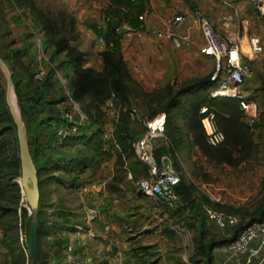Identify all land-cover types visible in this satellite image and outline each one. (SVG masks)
Wrapping results in <instances>:
<instances>
[{"label": "trees", "instance_id": "1", "mask_svg": "<svg viewBox=\"0 0 264 264\" xmlns=\"http://www.w3.org/2000/svg\"><path fill=\"white\" fill-rule=\"evenodd\" d=\"M145 1H108L103 12L105 27L98 28L97 25L92 27L96 36H102L105 42L104 48L98 53L101 59V69L97 70L83 65V52L75 43L74 36L64 35L60 21L50 12L43 13L37 9L34 0H5L15 10L20 23H23L21 20L25 18L20 6L26 5V10L32 15L34 27L43 34L40 44L44 54L50 51L46 60L39 58L41 64L47 68L43 80L37 82L34 80V74L40 66V61L37 65L35 59L36 54L40 52L38 43L35 47L36 53L30 51L32 44L13 49L8 47V43L2 39L0 34V56L11 71L14 93L24 120L29 154L37 171L39 199L36 255L39 264H77L80 260H86L83 247L77 245L70 251L72 257H68L69 240L65 235H61L66 229L77 232L78 228L84 224L80 216L68 211L63 199L58 198L54 205L58 220L54 223L56 228L53 229L54 227L47 222L46 209L51 206V203H48L51 192H56L61 188L77 190L82 185L91 182L101 164L112 156L106 142H112L118 147L115 152L116 166H113V173L104 188L109 195L118 197L124 192L125 183H132L146 176V166L135 158L133 149L130 147L131 141H128L130 138L134 139L141 135L143 131L136 134L129 116L121 112L123 108H128V112L133 108L131 100L141 101L142 97L148 98L149 102L145 105L150 106L149 109L152 110L150 117L159 111L164 112L163 130L170 146L157 148L155 157L158 158L162 153L169 151L173 154L175 167L177 163L174 152L184 136L190 137V143L205 156L211 158L216 156L223 159L229 148L243 147L244 149L251 146L249 130L251 126L247 125L239 109L238 101L210 96V90L214 87L210 79L211 73L201 78L186 79L178 85L177 89L166 84L152 93L145 92L131 77L120 47L123 35L116 29L121 28L124 23L129 27L134 24V29H138L141 21L137 17L146 10ZM185 1L189 4L190 10L197 9L191 0ZM254 11L258 14L255 7ZM34 30L32 29L33 33ZM33 33L31 32L32 36ZM64 66L71 69V75L67 79L66 89L63 90L57 73L58 68L62 69ZM261 81L260 90L264 97V78ZM111 95H113L114 109H119L121 113L117 120L112 117L116 127L111 131L112 138L103 139L102 129L106 124L104 109ZM71 100L79 105L88 120L79 125L76 133L67 134L59 141L56 129L61 125L71 126L61 117L62 110L70 111L72 108ZM152 104L157 108L152 109ZM203 105H207L215 112L216 125L225 136L223 143L217 147L207 145L204 140V132L200 123L202 114L199 113ZM178 114L183 122L182 125L178 122ZM73 118L78 119V115L74 112ZM87 130L89 134H86ZM19 158L16 127L6 103L5 81L0 73V230L2 231L0 240L7 248L6 257L10 255L9 260L0 264H31L26 249H23L19 241L20 229H24L28 240L31 220V215L28 216L27 211L21 208L20 218L22 220L19 222V227L17 211L20 188L14 180L20 171ZM128 171L132 173V181L125 179ZM53 181L57 187L51 188ZM174 189L179 197L178 204L174 208L160 206L168 218L162 223V233L167 238L174 237L177 232L172 225L194 232V249L187 264H215V249L235 239L239 232L251 222L264 219V190L256 199L252 209L245 210L243 218L240 217L236 226L220 229L206 217L202 207L210 202L204 196L195 197L193 195L195 189L192 183H186L180 178ZM139 197L146 198L142 194ZM93 202L94 206L96 200ZM106 203L103 205L99 201V204L94 207L99 215L109 212L107 210L110 201ZM212 206L229 213L239 212V210H232L219 204ZM128 215L135 216L133 213ZM110 216H113L112 212ZM122 221L123 219L118 221L121 227H123ZM132 222L133 227H137V221ZM208 222L219 230L226 231L227 234H217ZM101 224V219L93 220L94 227L101 229ZM49 233L51 241L46 240ZM154 255L155 250H150V247L138 246L131 249L129 258H133L136 263L152 264ZM91 264H109V260L107 257H95Z\"/></svg>", "mask_w": 264, "mask_h": 264}, {"label": "rangeland", "instance_id": "2", "mask_svg": "<svg viewBox=\"0 0 264 264\" xmlns=\"http://www.w3.org/2000/svg\"><path fill=\"white\" fill-rule=\"evenodd\" d=\"M99 1L97 9L101 16V13L104 12L105 9L106 0ZM87 2V0H34L37 9L43 11V13L50 12L60 21L61 30L64 35L67 37L74 36L75 43L83 52V65L100 70L101 59L97 50L103 49L105 45L101 46L98 44L96 34L91 31L96 22L95 19L91 18L88 14ZM89 6L91 5L89 4ZM20 8L25 16V18L21 20L23 23L21 27L15 26L14 33H9L6 39L8 47L13 49L18 47L15 39L20 37L19 35L33 39L31 32L33 33L32 29H35L33 36H38V40L35 37L37 41L36 44L40 41L39 38L42 39L43 35L38 28L34 27L32 15L26 10V5L23 7L20 6ZM254 16L257 18L258 14L255 12ZM15 18L16 20L18 19L16 16ZM93 21L95 23H93ZM84 26L88 29L87 31H89L90 34H86ZM0 28L7 33L11 27L8 25H0ZM130 28L134 29V24H131ZM243 41L246 44V39ZM12 43H14V45ZM185 48L186 49L183 47L176 48L173 45L172 49H167L166 58L164 60L154 59V64L150 68V71L153 73L150 72L149 75H147V70H143L142 61H136V57L128 58L127 54L124 55L125 50L123 57L131 77L145 92L152 93L157 89H161L166 84L177 89L178 85L186 79L201 78L212 73L214 64L212 58L201 55L197 49H190L191 51L195 50L197 52L198 58H195L193 53L188 50L187 47ZM34 52L36 53L35 46ZM49 53L50 51L48 50V52L44 54L45 57H49ZM242 54L244 61L252 69V77L246 82L244 87L247 94L244 95L245 97L248 96L256 100L259 106L258 117L254 125L249 127L252 142L251 146L244 149L243 147L240 149L229 148L227 154H225V158L219 159L216 156L211 158L205 156L197 147L190 143V137L184 136L180 145L176 148L174 155L176 157L177 170L181 173V178L184 182L192 183L195 189L193 192L195 197L204 196L206 198L204 194L205 190H208L214 195H220L223 204L219 205L231 208L232 210H239L236 214L243 218L245 210L252 209L256 199L260 197L264 190V97L260 90L262 86L261 79L264 78V45L262 52L256 56L251 54L248 50L242 51ZM39 58L41 60L43 59L41 52L36 54L35 59L37 65L40 61ZM39 65L45 69L47 68L45 65L41 64V61ZM148 65H151V63L148 62ZM0 73L5 81V75L1 68ZM58 75L66 80L68 79L67 75L59 68ZM61 89L64 90L65 88L61 87ZM140 100L141 101L131 100V107L136 108L139 113L147 116L149 119L159 121V115H163L164 112L159 111L154 116L150 117L149 114L152 110L149 109L150 106L145 105V103L149 102L148 98L142 97ZM13 101L16 104L18 116L20 117L21 113L19 114L20 109L17 104L16 95L13 97ZM151 107L152 109L157 108V106L153 104ZM70 112H73L72 108ZM104 112H106V124L103 126L102 133L109 130L112 131L116 128L112 117L117 120L121 112L129 116L128 108H123L121 112H119V109H114V106H106ZM177 118L178 122L182 125L183 122L180 119V114L177 115ZM214 118L216 122V116ZM131 122L136 134L144 131L145 126L141 123L133 120H131ZM182 127L183 131H185L184 126ZM89 133V130H87L86 134ZM132 140L133 139L130 138L128 141L130 142ZM109 143L110 142H106L112 156L101 164L90 183L81 186L83 189L82 192H79V190H66L61 188L56 192L50 193L48 203H51V206L46 209L47 222L50 226L54 227L53 229L56 228L54 223L58 220V216L54 205L57 199L61 198L65 202L68 211L80 216L81 220L84 222V224L81 225L82 227L78 228L79 231L81 228H83V231H86L88 227L95 235L94 237H86L83 240L84 244L83 246L81 245V247L84 249L83 252L86 253V260H80L77 264H91L92 259L95 257H107L109 264H141L138 262L136 263L133 258H129L131 249L138 246H148L150 250H155L152 264H187L194 249V232L172 225V228L177 232L176 235L172 238H167L163 235L162 223L164 220L168 219L167 214L163 211L162 207L156 205L153 199L146 196L145 199L139 197L141 193L135 188L136 181L139 178L132 183H125L123 185L124 192L118 197L109 195L104 189L106 182L113 173V166H116L115 152L116 149H118L112 142ZM154 143H158V140H154ZM126 161H128V159H126ZM22 168L20 159L19 175L14 179L20 188V200L17 211L18 223L22 220L20 218L21 208L27 211L28 216L31 215L28 193L25 188H31V175L26 160H24V174ZM125 179L127 180V178ZM55 186L56 184L53 181L51 188ZM93 200H96L94 206ZM99 201L103 205L107 204L106 201H110V204H108L109 209L107 210L109 212L106 214H98V218L102 221L100 225L102 226L101 229L94 227L93 221L89 223L85 219L86 213L90 211V209H94V207L99 204ZM111 212L113 216H110ZM130 213L135 214V216H129L128 214ZM119 219H123V227L118 224ZM134 220L137 221V227L135 228L132 222ZM208 223L217 234H227L226 231H221L212 223ZM21 231L24 235L23 245L26 249V254L30 257L27 246L28 240L26 239L24 229ZM61 235H65L68 238L69 245L76 243V232L66 229ZM1 237L2 231L0 230V239ZM51 239L49 233L46 240L51 241ZM75 245L76 244L73 245V249ZM256 245L257 243L255 241L251 244L253 247ZM71 253L72 252H67L68 257H72ZM6 255H8L7 248L0 240V263L8 258L10 259V255L8 258ZM224 257L225 251L223 250L219 259L221 260ZM215 260V264L220 262L216 258Z\"/></svg>", "mask_w": 264, "mask_h": 264}, {"label": "built area", "instance_id": "3", "mask_svg": "<svg viewBox=\"0 0 264 264\" xmlns=\"http://www.w3.org/2000/svg\"><path fill=\"white\" fill-rule=\"evenodd\" d=\"M88 2H94L95 0H87ZM255 7L259 16L264 19V0H249ZM141 21L138 29H132L128 25H125L126 31L122 32L121 28L116 30L123 36L133 35L136 38H141L144 35V16L143 14L137 17ZM184 24H188V29L196 28L202 37V44L198 48V52L201 55L212 58L213 71L210 75L211 81L214 83V87L210 90V96L212 98H230L238 101L239 109L247 123L252 126L258 117V103L246 96L247 91L244 89L246 82L252 77V69L244 61L242 51L248 50L253 55H258L262 52L258 37H251L248 40L247 49L243 47L237 39L227 40L222 38L212 23L203 14L200 9L186 10L176 12L169 16L162 18L163 29H153L148 32L155 36L157 39L167 38L172 41V44L176 48L190 47L191 39L188 34L179 35L176 29ZM98 28H103L97 26ZM97 42L100 45H104V39L102 36H97ZM38 47L40 49L42 58L46 60L44 52L42 50L40 41H38ZM46 69L39 66V69L34 74V80L41 82L45 75ZM58 75V73H57ZM59 76V80L62 86L66 89L67 80ZM112 96L106 102L107 107H112ZM73 112L78 115V119L73 118V112L62 110L61 117L71 124L70 127L59 126L56 129V136L59 141L62 140L67 134L76 133L79 125L86 122L88 117L84 114L79 105L70 101ZM199 113L202 114L200 123L204 132V140L207 145L217 147L223 143L225 136L216 125L215 113L207 106L203 105ZM164 115V114H163ZM129 117L133 121H137L145 126L143 133L135 137L130 145L133 149L135 158L143 163L147 168L146 176L140 177L136 181L137 191L142 195L151 198L155 201L157 206H166L174 208L178 202L179 197L174 187L180 181L181 173L175 168L173 155L171 152L166 151L162 153L158 158L155 157V150L161 146L168 148L170 146L169 140L163 130L164 120L159 122L158 120L149 119L147 116L139 113L136 108L129 110ZM103 138H112L111 130L102 134ZM154 140H158V143H154ZM126 178L129 181L133 180L131 172L126 173ZM77 190L82 192V187ZM206 198L210 204L203 205V210L208 218L218 228L224 229L226 227H234L240 221V216L234 213L226 212L223 209L215 208L213 204H223L220 195H214L208 190L204 191ZM96 216L93 210L86 213L85 219L87 222H91ZM20 226V223H19ZM85 231V230H84ZM83 229H78L76 244L81 246L84 244L83 240L86 237H94L95 235L87 227L84 232ZM182 232V231H181ZM23 232L19 230V240L23 245ZM256 242L257 245L252 247L251 244ZM70 244L67 247V252L72 251L73 245ZM223 250L225 251V257L220 260L218 264H251V258L259 253H262V259L257 264H262L264 261V219L261 221H254L248 224L239 232L237 237L227 243ZM246 256L245 261H242V257Z\"/></svg>", "mask_w": 264, "mask_h": 264}, {"label": "crops", "instance_id": "4", "mask_svg": "<svg viewBox=\"0 0 264 264\" xmlns=\"http://www.w3.org/2000/svg\"><path fill=\"white\" fill-rule=\"evenodd\" d=\"M108 1L109 0H106V5L108 4ZM99 2V0L87 2V10L90 17L95 19L96 23L93 21V23H95L94 25L105 27L104 14H102V12L100 16L99 10L97 9ZM145 3L146 10L143 12L144 35L141 38H136L133 35H124L120 40V47L122 53H124L125 50L124 55L127 54L128 58L136 57V61H142V68L143 70H147V75H149L150 72L153 73L150 71V68L154 64V59L164 60L166 58V50L172 49L173 44L167 38L157 39L148 31L153 29H163V17L176 12L189 10V4L185 0H146ZM191 3L203 12L222 38L227 40L237 39L243 47L247 49L249 38L258 37L263 48L264 19L260 16L255 18L254 7L249 0H191ZM89 4L91 6H89ZM15 16V10L12 9L5 2V0H0V25H8L11 27L7 33L0 28V34L2 35V39L4 41L8 38L9 33H14L15 26L21 27L22 25L18 19L16 20ZM125 25L127 24L124 23L122 27L127 28ZM188 26V24H184L179 27L176 32L179 35L188 34L190 36L191 46L187 47L188 50H198L202 44V37L196 28L193 27L188 29ZM84 30L86 31V34H90L85 26ZM19 36L20 37L15 39L18 45L17 48H21L23 45L28 46L29 44H32L30 51L34 53V46L36 47L37 45L36 38L38 40V36H32L33 39L25 38L22 35ZM244 39H246V44L243 41ZM183 48L186 49L185 47ZM101 50L102 49H98L97 51L99 52ZM195 50L190 51L193 53L195 58H198V54ZM148 62H150L151 65H148ZM62 71L67 75V77L71 75V69L68 66H64ZM158 118H160L159 122L162 123L164 115H159ZM92 210L96 213L95 218H98V212L96 209ZM95 218L93 220H95ZM223 247L217 248L214 251L215 257L219 261V256H221ZM247 255L248 253L242 257V261H245ZM262 255V253L254 255L251 258V264H257L262 259ZM262 264H264V261Z\"/></svg>", "mask_w": 264, "mask_h": 264}, {"label": "water", "instance_id": "5", "mask_svg": "<svg viewBox=\"0 0 264 264\" xmlns=\"http://www.w3.org/2000/svg\"><path fill=\"white\" fill-rule=\"evenodd\" d=\"M122 32L126 31V28L123 27L121 29ZM0 68L3 70L5 75V98L6 103L9 109V112L11 114V117L13 119V123L16 127V135L18 140V149H19V157L22 162V169L24 174V160L27 161V166L29 167V172L31 175V188H26L27 195H28V203H29V209L31 211V220H30V226H29V234H28V251L31 259L32 264H39L37 260L36 255V239H37V204L39 199V191H38V181H37V171L35 169V166L33 164V161L31 159V156L29 154L28 145H27V138H26V132H25V125L24 121L20 115L18 117L11 105L10 102V92L11 89H13V83H12V75L11 71L8 67V65L5 63V61L0 56ZM14 90V89H13ZM20 114V111H19Z\"/></svg>", "mask_w": 264, "mask_h": 264}, {"label": "bare ground", "instance_id": "6", "mask_svg": "<svg viewBox=\"0 0 264 264\" xmlns=\"http://www.w3.org/2000/svg\"><path fill=\"white\" fill-rule=\"evenodd\" d=\"M15 96V93H14V90L11 89V92H10V102H11V105L16 113V115L18 116V111H17V108H16V104H15V100L13 101V97ZM19 117V116H18Z\"/></svg>", "mask_w": 264, "mask_h": 264}]
</instances>
